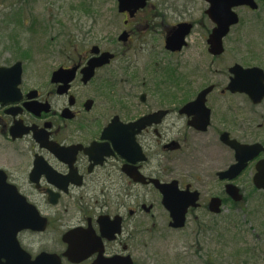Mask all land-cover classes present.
Instances as JSON below:
<instances>
[{"label": "flooded vegetation", "instance_id": "flooded-vegetation-1", "mask_svg": "<svg viewBox=\"0 0 264 264\" xmlns=\"http://www.w3.org/2000/svg\"><path fill=\"white\" fill-rule=\"evenodd\" d=\"M156 1L148 0L134 14L131 9L118 10L123 17V28L119 30L117 52L92 46L77 63L59 66L36 87L26 78L25 60L12 56L6 62L8 57L2 56L5 60L0 67L10 69L21 63L22 74L17 83V74L12 71L11 78L6 79L11 93L5 98L0 94V195L13 198L17 194L25 209L19 208L16 214L13 204L10 207L3 223L7 237H0V264H110L114 258L122 259V264H128L126 259L129 264H156L157 234L164 230V225L170 231H182L194 219L196 211L215 215L210 210L211 201L220 197L204 198L205 180L201 172H189L188 160L204 155L216 163L221 161L222 148L235 159V151L223 142V135L228 134L231 141L253 144L239 138L243 134L241 137L248 139V133L255 128L241 116L257 114L264 106V98L255 104L248 95L227 90L233 76L229 67L226 84L212 82L185 103H172L180 91L174 88L170 78L155 77L150 84L140 81L142 94L136 103L132 91L137 89V78L128 76L138 70L137 63L130 64L129 59L133 38L163 36L164 53L177 54L167 50L166 39L180 24H191L185 49L196 28L192 20L179 19L166 25L170 20L168 14L178 12L175 1L164 0L166 3L158 5ZM199 1L203 2V13L210 21L206 30L209 37L215 25L206 13L207 1ZM160 5L167 6L166 13H161ZM124 36L126 39L120 40ZM95 47L98 53H93ZM11 50L12 47L5 49L13 54ZM104 53H113V60L95 69L93 77L85 82L83 70ZM137 53L134 51L133 55ZM209 55L215 61L223 56ZM118 59L122 69L118 68L116 79L110 77L116 71L109 67ZM153 63L156 61L143 70L155 68ZM241 66L264 70L260 66ZM73 67L78 69L67 84L68 78L54 76L58 70ZM166 85L168 94L162 93V99L165 97L167 104L160 108L151 104L146 111H138L143 104L154 100L159 87L163 92ZM211 86L214 88L206 102L211 111L210 123L206 130H199L191 125L195 116L181 110ZM187 88L191 90V85ZM215 93L222 99L233 100L229 119L223 120L217 130L211 104ZM237 101L245 103L250 112L240 108ZM135 114L137 118L133 117ZM257 115L255 119L263 121L257 125L260 130L264 128V113ZM144 118V125L137 124ZM225 169L218 171L213 179L216 177L225 184L226 193L228 184L218 177ZM174 183L180 194L199 193V206L188 209L183 229L171 226V213L163 204L164 196L158 187ZM169 189L175 191L173 187ZM227 199H222L223 205ZM16 219L20 224L15 223ZM22 224L27 227L16 233V227ZM74 232L70 238L66 237Z\"/></svg>", "mask_w": 264, "mask_h": 264}, {"label": "rangeland", "instance_id": "rangeland-1", "mask_svg": "<svg viewBox=\"0 0 264 264\" xmlns=\"http://www.w3.org/2000/svg\"><path fill=\"white\" fill-rule=\"evenodd\" d=\"M168 1H175L173 4L178 12L167 13L170 20L166 21V25L179 19L192 20L196 28L189 38V47L177 54L164 53L163 36L133 38L132 56L129 59L130 64L137 63L138 70L130 72L128 76L137 78V89L132 91L137 97L136 103L140 102L139 96L142 94L140 81L150 84L155 77L170 78L174 88L180 91V94L177 91L179 96L174 97L172 103H185L212 82L226 84L228 68L235 63L264 68V0H256L259 4L257 11L237 10L241 21L225 39V54L218 61L213 60L208 53L206 30L210 21L203 13V2ZM155 3L158 5L166 1L157 0ZM159 8L162 9L161 13H166V5H160ZM175 15L178 17L175 18ZM122 28L123 17L118 12L117 0H0V63L5 60H2V56L8 57L6 62L11 61L12 56L25 60L26 78L31 80L32 87H36L59 66L77 63L80 56L94 45L117 52L119 30ZM10 47L13 54L5 51ZM134 51L138 53L133 55ZM153 60L156 61L153 63L156 67L144 71L143 68ZM121 63L120 59L112 63L109 68L116 72H112L110 77L118 79L117 71L118 68L122 69ZM192 69L194 73H190ZM167 85L163 92L158 86L154 100L148 105L143 104L138 111H146L151 104L159 108L167 104L165 97L162 99V93L164 96L168 94ZM187 85H191V90ZM212 97L217 130L223 120L229 119L233 100L222 99L219 93ZM125 102L128 103V100ZM237 102L240 108L249 110L245 103ZM256 112L259 115L264 113V106ZM250 113L241 118L255 128L248 133V139H243V134H239V138L249 143L264 144V128L257 129V125L263 121L255 119L259 117L255 112ZM137 116L135 114L133 117ZM231 156L222 148L221 161L216 163L212 157L205 158L204 155L188 160L189 172H201L205 180L202 193L205 199L211 195L225 200L228 198L225 184L213 177L234 162ZM253 168L254 164H251L235 181L245 198L244 202L235 204L228 198L220 215L206 214L204 210L196 211L194 219L182 231H170L164 225V230L157 234L155 263L264 264V193L253 186Z\"/></svg>", "mask_w": 264, "mask_h": 264}, {"label": "water", "instance_id": "water-1", "mask_svg": "<svg viewBox=\"0 0 264 264\" xmlns=\"http://www.w3.org/2000/svg\"><path fill=\"white\" fill-rule=\"evenodd\" d=\"M148 0H118L120 12L126 9L134 10L135 13L141 7H144ZM210 7L207 10V15L216 24L210 34L207 43L209 45V53L214 56H219L224 52V39L229 34L231 27L238 24L239 16L234 11L235 8L242 6H249L256 10L258 4L255 0H206ZM192 30L191 24H180L174 30L173 34L166 39V48L169 51L177 52L181 51L187 44L186 38ZM125 36L121 37L120 40H125ZM99 49L95 47L93 53H98ZM113 55L110 53H104L101 57L93 59L89 62L88 66L83 70L85 76V82H88L94 75L95 69L108 64ZM78 67L72 70H58L55 72V77L68 78L65 84L72 81L75 77ZM16 72L18 79L17 83L21 78L22 69L21 63L16 64L13 68H0V94L1 98H5L11 91L8 89L9 83L6 82L7 78H11V72ZM229 72L233 75L230 79V83L227 87L232 93H242L248 95L255 104L260 103L264 98V70L254 68H243L241 65H234L230 68ZM213 86L203 90L197 97V99L187 104L182 108L181 113L194 115V120L191 125L199 130H206L210 123L211 111L207 108V96L212 92ZM17 93V91H16ZM118 119V118H117ZM117 119L114 121L116 123ZM151 119V117H150ZM145 118L139 121L137 124L144 125ZM114 124L110 125L112 128ZM136 125V124H134ZM223 142L235 150L236 162L229 167L226 171L218 174L222 181L232 182L238 178L248 167V164L254 161L261 153H264V146L257 143L253 145H246L237 142L236 140H229L228 134L223 135ZM255 187L259 190L264 191V160H260L256 165V173L253 178ZM164 196L163 204L170 211L173 223L172 227L176 229H182L186 223V214L190 207L197 208L198 205V192H184L178 193L176 191V183L170 185H159L158 186ZM173 187L175 191H171L169 188ZM10 189V188H9ZM227 194L235 201L241 202L243 200L240 189L233 185L228 184L226 186ZM14 201V202H13ZM23 200L16 194L15 197L8 195H0V237L7 235V228L3 226L7 216L10 213V207L14 206L15 213L17 214L19 208L25 209V206L21 205ZM222 200L220 198H214L211 201L210 210L215 214L221 213ZM20 224V221L16 219L15 223ZM24 224L16 227L15 232L22 228H26ZM76 232L68 234L66 237L70 238ZM7 237V236H6ZM71 240V239H70ZM68 240V243L70 242ZM121 261V262H120ZM129 264L128 260L126 259ZM110 264H122V259L114 258L110 260Z\"/></svg>", "mask_w": 264, "mask_h": 264}, {"label": "trees", "instance_id": "trees-1", "mask_svg": "<svg viewBox=\"0 0 264 264\" xmlns=\"http://www.w3.org/2000/svg\"><path fill=\"white\" fill-rule=\"evenodd\" d=\"M244 201H245V199H244Z\"/></svg>", "mask_w": 264, "mask_h": 264}]
</instances>
